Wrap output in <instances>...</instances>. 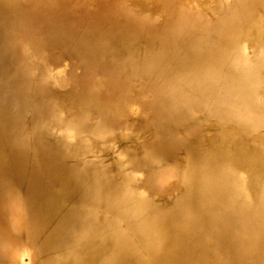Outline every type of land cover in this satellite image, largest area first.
I'll return each mask as SVG.
<instances>
[{
	"label": "rangeland",
	"instance_id": "obj_1",
	"mask_svg": "<svg viewBox=\"0 0 264 264\" xmlns=\"http://www.w3.org/2000/svg\"><path fill=\"white\" fill-rule=\"evenodd\" d=\"M0 264H264V0H0Z\"/></svg>",
	"mask_w": 264,
	"mask_h": 264
}]
</instances>
